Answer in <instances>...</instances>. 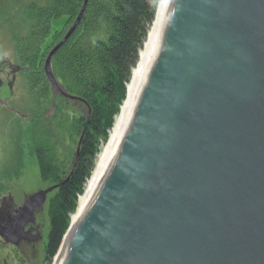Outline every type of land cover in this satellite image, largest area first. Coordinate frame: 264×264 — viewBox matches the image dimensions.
Masks as SVG:
<instances>
[{
    "label": "water",
    "instance_id": "water-1",
    "mask_svg": "<svg viewBox=\"0 0 264 264\" xmlns=\"http://www.w3.org/2000/svg\"><path fill=\"white\" fill-rule=\"evenodd\" d=\"M87 2L43 66L72 102L51 60ZM51 191L13 217L0 208L4 244L38 242L26 228ZM68 233L62 264H264V0H168L104 178Z\"/></svg>",
    "mask_w": 264,
    "mask_h": 264
},
{
    "label": "trees",
    "instance_id": "trees-1",
    "mask_svg": "<svg viewBox=\"0 0 264 264\" xmlns=\"http://www.w3.org/2000/svg\"><path fill=\"white\" fill-rule=\"evenodd\" d=\"M83 1L0 0V20L21 71L31 119L36 121L46 110L51 116L47 129L31 142L40 180L53 187L46 209L45 264L57 255L96 156L108 140L160 0H88L76 30L51 60L58 85L84 109L83 114H69L65 106L53 103L43 66L72 27ZM65 145H79L70 165L63 156Z\"/></svg>",
    "mask_w": 264,
    "mask_h": 264
},
{
    "label": "rangeland",
    "instance_id": "rangeland-1",
    "mask_svg": "<svg viewBox=\"0 0 264 264\" xmlns=\"http://www.w3.org/2000/svg\"><path fill=\"white\" fill-rule=\"evenodd\" d=\"M11 65H15L14 51L6 27L0 20V104L5 102L9 108L0 106V208L4 206L8 210H16L28 196L52 190L47 194L42 213L37 214L35 223L26 229L28 231L32 226L33 235L38 236V242H24L13 247L4 244L0 238V259L1 264H18L17 258L23 259L26 264H45L43 250L48 229L46 209L47 202L53 195V187L40 180L31 142L34 135L47 129L51 116L50 111L46 110L36 121L31 119L27 93L21 79L16 77L12 90L5 85L11 77ZM52 98L57 106H65L69 114L84 113L83 107L77 102L65 100L55 93ZM14 111L17 112L16 115ZM62 151L65 161L70 165L74 161L76 147L65 145Z\"/></svg>",
    "mask_w": 264,
    "mask_h": 264
},
{
    "label": "bare ground",
    "instance_id": "bare-ground-1",
    "mask_svg": "<svg viewBox=\"0 0 264 264\" xmlns=\"http://www.w3.org/2000/svg\"><path fill=\"white\" fill-rule=\"evenodd\" d=\"M167 3L168 0H160L155 7L152 23L148 28L146 38L138 54L137 63L135 67L132 69L129 81L126 85L125 100L123 101L118 114L114 118L113 126L109 132L107 142L102 146L100 152L96 156L94 168L92 170L89 179L85 183L83 194L78 198L77 210L75 214L71 217L72 228H74L75 225L78 224V222L86 212L88 206L90 205L93 197L95 196L104 178L106 169L109 165V162L114 153L116 145L128 122L130 109L133 104L134 94L140 82L141 74L148 53L150 51L159 23L167 7ZM69 234L70 233H68L64 237L60 252H58V254L56 255L53 264H62L63 258L65 256L66 245L70 237Z\"/></svg>",
    "mask_w": 264,
    "mask_h": 264
},
{
    "label": "flooded vegetation",
    "instance_id": "flooded-vegetation-1",
    "mask_svg": "<svg viewBox=\"0 0 264 264\" xmlns=\"http://www.w3.org/2000/svg\"><path fill=\"white\" fill-rule=\"evenodd\" d=\"M10 68H11V77H10V80H8L7 82H6V87L7 88H9V90H12V85L15 83L14 81H15V79H16V77H18V78H20L21 76V71H20V68L17 66V65H11V66H9ZM21 79V78H20ZM0 106L1 107H3V108H6V109H9L8 107H7V104L5 103V102H2L1 104H0ZM17 114V112H15L14 111V115H16ZM19 209V208H18ZM18 209H9L8 211H7V213H8V215H10V217H13L16 213H17V210ZM30 226V225H29ZM28 226V227H29ZM27 229V228H26ZM29 229H33L32 228V226H31V228H29ZM28 229V230H29ZM36 231V230H35Z\"/></svg>",
    "mask_w": 264,
    "mask_h": 264
}]
</instances>
